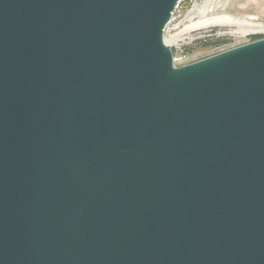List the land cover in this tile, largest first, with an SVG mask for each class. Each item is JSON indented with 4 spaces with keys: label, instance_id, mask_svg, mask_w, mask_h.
<instances>
[{
    "label": "water",
    "instance_id": "water-1",
    "mask_svg": "<svg viewBox=\"0 0 264 264\" xmlns=\"http://www.w3.org/2000/svg\"><path fill=\"white\" fill-rule=\"evenodd\" d=\"M180 2L0 0V264H264V38Z\"/></svg>",
    "mask_w": 264,
    "mask_h": 264
},
{
    "label": "rangeland",
    "instance_id": "rangeland-1",
    "mask_svg": "<svg viewBox=\"0 0 264 264\" xmlns=\"http://www.w3.org/2000/svg\"><path fill=\"white\" fill-rule=\"evenodd\" d=\"M209 2L181 0L174 11L164 39L173 49L177 66L264 38V0H212L211 11L204 17ZM219 16H231L232 21L202 23Z\"/></svg>",
    "mask_w": 264,
    "mask_h": 264
},
{
    "label": "bare ground",
    "instance_id": "bare-ground-1",
    "mask_svg": "<svg viewBox=\"0 0 264 264\" xmlns=\"http://www.w3.org/2000/svg\"><path fill=\"white\" fill-rule=\"evenodd\" d=\"M212 0H210V2L208 3V6L203 10L202 14L204 17H207V15L209 14V12L211 11L210 8H209V5L211 4ZM174 14V13H173ZM211 21H215V22H224V23H231L232 21V18L231 16H219V17H216V18H207L206 20H204L202 23L206 24L208 22H211ZM234 21V20H233ZM250 30H245L244 32H248ZM262 39V38H261Z\"/></svg>",
    "mask_w": 264,
    "mask_h": 264
},
{
    "label": "trees",
    "instance_id": "trees-1",
    "mask_svg": "<svg viewBox=\"0 0 264 264\" xmlns=\"http://www.w3.org/2000/svg\"><path fill=\"white\" fill-rule=\"evenodd\" d=\"M261 38H263V37H261ZM258 39H260V38H258Z\"/></svg>",
    "mask_w": 264,
    "mask_h": 264
}]
</instances>
